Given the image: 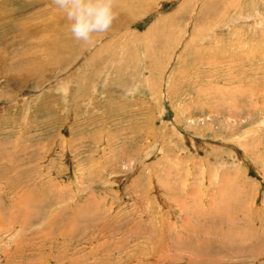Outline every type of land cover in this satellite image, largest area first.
<instances>
[{
  "label": "rangeland",
  "instance_id": "374dc122",
  "mask_svg": "<svg viewBox=\"0 0 264 264\" xmlns=\"http://www.w3.org/2000/svg\"><path fill=\"white\" fill-rule=\"evenodd\" d=\"M123 1L0 0V264H264V0Z\"/></svg>",
  "mask_w": 264,
  "mask_h": 264
},
{
  "label": "clouds",
  "instance_id": "9594fccd",
  "mask_svg": "<svg viewBox=\"0 0 264 264\" xmlns=\"http://www.w3.org/2000/svg\"><path fill=\"white\" fill-rule=\"evenodd\" d=\"M69 22L77 41L89 42L93 35L107 31L116 19L115 0H54Z\"/></svg>",
  "mask_w": 264,
  "mask_h": 264
},
{
  "label": "bare ground",
  "instance_id": "6f19581e",
  "mask_svg": "<svg viewBox=\"0 0 264 264\" xmlns=\"http://www.w3.org/2000/svg\"><path fill=\"white\" fill-rule=\"evenodd\" d=\"M124 1H126V0H124ZM124 1H123V2H124ZM127 1H128V0H127ZM119 5H120V4H119ZM119 5H117V4L115 3V9H116V8H117V9H118V8H119V9L122 8V6H119ZM127 6H129L128 3L125 4V7H127ZM123 8H124V6H123ZM142 82H143V81H142ZM141 84H142V83H141ZM143 84H144V83H143ZM155 231H156V230H155Z\"/></svg>",
  "mask_w": 264,
  "mask_h": 264
}]
</instances>
